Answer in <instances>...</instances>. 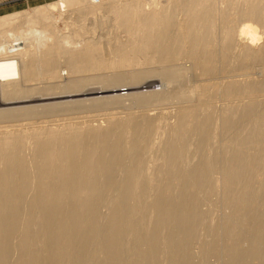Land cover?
Instances as JSON below:
<instances>
[{
  "label": "bare ground",
  "instance_id": "1",
  "mask_svg": "<svg viewBox=\"0 0 264 264\" xmlns=\"http://www.w3.org/2000/svg\"><path fill=\"white\" fill-rule=\"evenodd\" d=\"M96 83L0 108V264H264V0L0 14V103Z\"/></svg>",
  "mask_w": 264,
  "mask_h": 264
},
{
  "label": "rangeland",
  "instance_id": "2",
  "mask_svg": "<svg viewBox=\"0 0 264 264\" xmlns=\"http://www.w3.org/2000/svg\"><path fill=\"white\" fill-rule=\"evenodd\" d=\"M49 1H53V0H19V1H17V0H13V1H11V0H0V4H2V3H4L5 2V4H2V8H1V10H6L7 9V11H16V10H23V9H26V8H29V7H32V6H35V5H38V4H42V3H45V2H49ZM60 6V5H59ZM58 6V7H59ZM58 7H57V17L59 16V14H60V16L58 17V19H57V22H56V28L57 29H59V30H61L63 33H67V34H69V31L70 30H72V29H74V27H76V26H74L73 24H74V22H75V24H76V21L78 20V18L77 19H72L73 20V24L72 23H69L70 21H72L70 18L73 16H76V14L75 15H72L71 14V17L69 16V12L67 11V6L66 5H63V7L61 6V7H59V9H58ZM0 10V11H1ZM60 10V12H58ZM64 10H66V11H64ZM4 12V11H3ZM6 13V12H5ZM65 13H68V15L67 14H65ZM63 17V18H62ZM65 17H66V19H65ZM68 17V18H67ZM70 17V18H69ZM72 17V18H73ZM77 17V16H76ZM75 18V17H74ZM69 21V22H68ZM67 24H68V26H67ZM72 25V26H71ZM70 26V27H69ZM74 26V27H73ZM66 27H68V28H66ZM106 31L105 32H107V28L105 29ZM101 32V30H98V31H96L95 33L96 34H101L100 33ZM101 35H106V33H103V34H101ZM61 66H62V68H64V65L63 64H61ZM66 74H63V77L65 76ZM161 83L157 80V82L155 81V82H153V84H149V85H145V84H143V85H138V86H136V85H127V87H125V86H119V87H115L117 90H115L114 91V93H118V92H120V93H125V92H128V93H130V92H136V91H148V90H158L159 88V90H161L162 88L160 87V86H162L163 87V85L161 84ZM160 85V86H159ZM100 84H98V83H96V84H88L86 87H84L86 90H82V91H80V92H78V93H72V94H70V95H67V94H61V95H59L58 97H55V98H47V97H45L44 99H38L37 97L36 98H33V99H30V100H26V101H14L13 103H8V104H6L5 102H2L1 101V103H0V108H2V107H16V106H29V105H37V104H42V103H45V102H50V101H56V100H71V99H79V98H84V97H94V96H96V95H107V94H110V92L108 91V89L107 90H102L100 93H98V94H96V93H94V92H96V91H98V90H100L101 88H100ZM130 86V87H129ZM158 86V87H157ZM124 87L125 88H127V89H124ZM100 88V89H99ZM119 88H120V90H119ZM89 89V90H88ZM87 92V91H90L88 94H85V95H83L82 94V92ZM35 99V100H34ZM4 103V104H3ZM163 105L164 106H169L170 108H172L173 106V104H171V103H166V104H161V105H156V106H154V105H149V106H145V107H142V108H139V107H133V109L132 110H134V111H140V109H151V110H149L151 113H155V111L157 112V110L159 109V107L161 108V107H163ZM153 106V107H152ZM155 107V108H154ZM110 108V107H109ZM112 108V110L111 111H113V112H117V111H115V110H121V112H122V110H125L124 108L123 109H121L120 107H111ZM156 108H158V109H156ZM139 109V110H138ZM106 110H108L107 112H111L109 109H93V110H80V111H75V113H73V111L72 112H70V113H73L74 114V116L76 115V116H78V114H81L80 115V117H82V119H84V118H86L87 116H90V114L92 115L91 116V119H93L92 117H95L94 119H98L99 120V118L101 117L102 118V120H103V116H104V114H102L103 112H106ZM118 110V112H120ZM148 111V112H149ZM76 112H77V114H76ZM117 112V113H118ZM69 114V113H68ZM85 114H86V117H84L85 116ZM100 114H101V116H100ZM119 114V113H118ZM64 115H66V116H71L70 114L69 115H67V113H65ZM64 115H60L61 117L63 116V117H65ZM54 116L55 115H53V116H49L50 117V119L51 118H54ZM60 116H58V117H60ZM49 117L47 118V119H49ZM84 117V118H83ZM55 118H57V117H55ZM87 118H89V117H87ZM100 118V119H101ZM33 119V118H32ZM46 119V118H45ZM46 119V120H47ZM34 120V119H33ZM35 120H39V119H37V118H35ZM34 120V121H35ZM42 120V119H41ZM172 120V119H171ZM25 123L26 122H31L32 123V120H30V121H28V120H23ZM34 121H33V123H34ZM16 122H18V123H16ZM16 122H12L13 124H19V122L20 123H22V121H16ZM23 122V123H24ZM30 123V124H31ZM2 124V123H1Z\"/></svg>",
  "mask_w": 264,
  "mask_h": 264
},
{
  "label": "crops",
  "instance_id": "3",
  "mask_svg": "<svg viewBox=\"0 0 264 264\" xmlns=\"http://www.w3.org/2000/svg\"><path fill=\"white\" fill-rule=\"evenodd\" d=\"M11 1H13V0H11ZM17 1H19V0H17ZM27 1V0H26ZM2 4H5V2L4 3H2ZM2 4H0V10H1V8H2ZM4 11V12H3ZM12 11V10H11ZM5 12H9V11H7V9L6 10H1L0 11V14H2V13H5Z\"/></svg>",
  "mask_w": 264,
  "mask_h": 264
}]
</instances>
